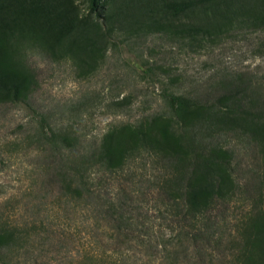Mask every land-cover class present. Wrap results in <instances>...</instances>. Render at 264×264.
Returning <instances> with one entry per match:
<instances>
[{"label":"rangeland","instance_id":"1","mask_svg":"<svg viewBox=\"0 0 264 264\" xmlns=\"http://www.w3.org/2000/svg\"><path fill=\"white\" fill-rule=\"evenodd\" d=\"M31 1L0 0V62L10 65L15 54L24 55L37 74L27 101L11 102L0 91V264H110L120 254L133 264H175L165 250L175 237L185 257L176 264H213L207 254L195 252L182 234L189 227L170 216L153 192L148 179L154 167L147 155L133 161L129 171L95 181L99 199L77 201L62 189L60 160L44 143L42 129L69 131L85 149L97 145L113 125L164 112L166 91L212 99L223 92L224 80L243 75L264 92V28L238 24L248 14L260 16L264 0H219V7L201 4L179 13L171 5L181 0H98L100 17L90 0H67L80 23L99 22L108 33L99 43L105 56L90 63L78 59L81 46L65 40L52 57L34 47L36 38H11L15 17ZM110 12L117 17L106 18ZM195 24L210 33L183 32ZM221 141L235 153L234 175L242 186L218 213L219 232L227 239L236 217L251 207L252 194L244 191L251 192L260 160L255 145L237 134ZM69 153L62 149L60 156ZM124 189L135 200L137 215L126 242L101 212L108 196L121 199ZM226 239L213 246L216 264L225 262Z\"/></svg>","mask_w":264,"mask_h":264},{"label":"trees","instance_id":"2","mask_svg":"<svg viewBox=\"0 0 264 264\" xmlns=\"http://www.w3.org/2000/svg\"><path fill=\"white\" fill-rule=\"evenodd\" d=\"M90 3L92 12L100 17L98 0ZM201 4L213 5L210 8L220 5L219 0H181L173 3L171 9L179 13ZM105 17L113 19L117 15L110 12ZM15 20L18 24L11 29V38L18 42L36 38L34 47L52 57L60 54L64 40L70 46H81L78 57L81 61L90 63L105 56L106 51H101L99 43L108 33L99 22L80 23L67 0H33ZM238 24L264 28V7L260 16L248 14L238 19ZM162 30L169 32L166 28ZM184 31L193 37L210 33L198 24ZM75 51L71 52L75 54ZM83 53H87L86 58ZM36 85L37 74L24 55L15 54L10 65L0 62V91L9 94L11 102L29 100ZM222 85L223 92L212 99L166 91L164 112L135 124L113 125L97 145L85 149L80 139L69 131L57 127L47 132L42 129L47 139L44 143L59 157L57 176L65 194L77 201H87L88 197L99 199L102 194L96 193L95 181L101 182L107 174H123L130 170L133 161L147 155L154 167L148 181L153 192L160 195L165 211L186 223L189 229L182 233L186 241L193 244L195 252L207 254L216 264L213 246H222L226 239L219 232L222 226L218 213L235 199L242 187L234 175L235 153L221 139L229 133L237 134L255 145L260 163L251 192L244 191L252 194L251 207L236 217L234 231L226 239L228 252L224 264H264V92L260 85L243 75L231 76ZM62 149L70 153L60 156ZM122 193L121 199L108 196L101 212L111 219L117 234L123 235L126 242V232L137 215L135 200L126 189ZM15 239L11 232V240ZM177 239L164 243L165 250L180 262L185 257L180 249L183 244L179 245ZM198 243L201 248L197 249ZM110 264L133 263L120 254Z\"/></svg>","mask_w":264,"mask_h":264}]
</instances>
